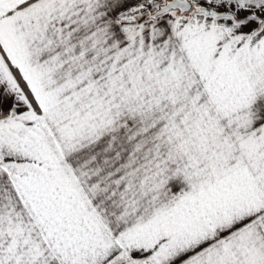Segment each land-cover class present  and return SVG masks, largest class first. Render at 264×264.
I'll return each instance as SVG.
<instances>
[{
  "label": "snow or ice",
  "instance_id": "obj_1",
  "mask_svg": "<svg viewBox=\"0 0 264 264\" xmlns=\"http://www.w3.org/2000/svg\"><path fill=\"white\" fill-rule=\"evenodd\" d=\"M0 264H264V0H0Z\"/></svg>",
  "mask_w": 264,
  "mask_h": 264
}]
</instances>
